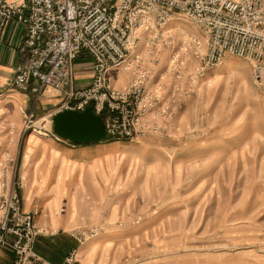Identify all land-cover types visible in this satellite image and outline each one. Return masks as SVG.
Segmentation results:
<instances>
[{"label": "rangeland", "instance_id": "rangeland-1", "mask_svg": "<svg viewBox=\"0 0 264 264\" xmlns=\"http://www.w3.org/2000/svg\"><path fill=\"white\" fill-rule=\"evenodd\" d=\"M169 29L178 41L201 36L183 16ZM192 60L188 69L194 72ZM167 62L168 56L156 81ZM121 79L112 74L118 89ZM179 85L150 116L160 133L103 143L111 146L110 180L77 199L81 208L89 206L76 228L82 238L89 234L82 245L120 235L89 256L100 264H264V87L254 82L252 65L234 56ZM53 114L33 116L39 121L33 130L12 124L16 178L23 162L27 169L33 165L34 141H65L54 134V117L53 135L40 131L44 120L49 129ZM110 119L108 114L105 134Z\"/></svg>", "mask_w": 264, "mask_h": 264}, {"label": "built area", "instance_id": "built-area-1", "mask_svg": "<svg viewBox=\"0 0 264 264\" xmlns=\"http://www.w3.org/2000/svg\"><path fill=\"white\" fill-rule=\"evenodd\" d=\"M181 16L196 25L200 37L178 41L169 25ZM14 21L28 27L27 60L17 73L16 89L35 96L52 89L62 97L49 117V129L46 120L41 123L46 136L53 135L56 115L88 109L111 116L108 139L160 133L150 116L162 105L163 95L179 91V81L202 78L227 56L249 62L254 82L264 87V0H0V44ZM84 56L92 59L93 79L77 90L74 64ZM166 56V72L157 82ZM190 58L194 72L188 69ZM114 72L131 75L124 89L113 85ZM38 122L24 114L23 130L37 129ZM15 130L0 121V134L9 133V146L15 143ZM15 167V157L5 150L0 159V248L15 253V264H46L33 246L51 232L35 224L36 213L24 210L20 190L25 180L16 178ZM77 236L82 245L89 234ZM63 264H79L78 252L72 251Z\"/></svg>", "mask_w": 264, "mask_h": 264}, {"label": "crops", "instance_id": "crops-1", "mask_svg": "<svg viewBox=\"0 0 264 264\" xmlns=\"http://www.w3.org/2000/svg\"><path fill=\"white\" fill-rule=\"evenodd\" d=\"M27 30L26 23L18 24L15 21L10 23L0 44V121L13 124L17 130L19 128L22 130L24 114H32L39 119L54 113L62 102L59 93L52 89H46L41 95L35 96L15 87L17 73L27 60L24 44ZM74 73L75 89L81 90L90 86L93 79L92 59L82 57L76 61ZM119 74L123 89L130 80L126 73ZM97 117L102 119L105 130L108 114ZM9 137V133L0 134V158L5 150H12L15 153L14 145H8ZM105 141L107 138L97 143L79 145L50 139L34 141L30 145L33 152H29V160H32L33 165L27 169L29 163L23 162L21 166L19 175L25 181L20 196L24 210L37 214L35 224L50 229L51 235L39 237L34 244V251L46 264H63L66 257L75 250L79 253L80 264H100L98 261L93 262L89 256L94 253L98 256L106 244L108 247L110 243L121 239L118 237L120 235H110L94 244L83 246L77 236L76 228L80 225L79 216L82 208L86 210L89 207L82 205L81 208L77 201L78 197L85 195L87 191L95 192L97 188L102 189L103 184L105 186L110 180L108 149L111 146L104 145ZM98 160L101 162H97ZM64 208L65 212L60 213ZM8 240L13 241V238L8 237ZM15 257V253L9 248H0V264H15Z\"/></svg>", "mask_w": 264, "mask_h": 264}, {"label": "water", "instance_id": "water-1", "mask_svg": "<svg viewBox=\"0 0 264 264\" xmlns=\"http://www.w3.org/2000/svg\"><path fill=\"white\" fill-rule=\"evenodd\" d=\"M54 134L65 141L83 145L106 139L104 123L92 109L84 113L65 112L53 118Z\"/></svg>", "mask_w": 264, "mask_h": 264}, {"label": "bare ground", "instance_id": "bare-ground-1", "mask_svg": "<svg viewBox=\"0 0 264 264\" xmlns=\"http://www.w3.org/2000/svg\"><path fill=\"white\" fill-rule=\"evenodd\" d=\"M41 124L39 123V126H40ZM34 133H36L37 134V132L35 131ZM39 133V132H38ZM37 135H39V134H37ZM44 137H45V135H44Z\"/></svg>", "mask_w": 264, "mask_h": 264}]
</instances>
